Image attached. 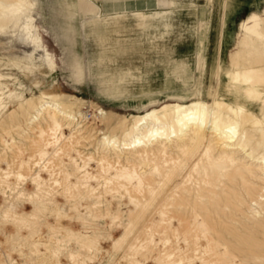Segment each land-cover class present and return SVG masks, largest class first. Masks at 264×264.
<instances>
[{
	"label": "rangeland",
	"instance_id": "rangeland-1",
	"mask_svg": "<svg viewBox=\"0 0 264 264\" xmlns=\"http://www.w3.org/2000/svg\"><path fill=\"white\" fill-rule=\"evenodd\" d=\"M60 1L70 0H0V264H80L77 254L91 257L89 264L126 257L134 264H264V196H258L264 183L255 179L245 191L226 174L234 161L240 168L253 164L258 151L251 141L260 140L264 125L239 130L238 138L249 142L244 150L226 146L237 149L233 157L214 135L204 145L190 142L188 129L178 131L174 109L161 119L178 134L165 147L154 143L135 153L100 143L128 138L164 94L179 99L180 109L198 95L219 122L244 124L226 95L227 51L253 0L181 4L197 9L191 75L170 69L146 87L128 80L117 100L99 94L87 75L85 62L100 49L88 47L80 27L83 18L112 9L97 0H72L73 8ZM260 87L246 104L254 99L262 117ZM54 102L76 124L82 116L79 126L89 131L70 135L72 125L55 122L50 108L37 114L42 103ZM100 107L109 114L101 122ZM197 150L201 160L192 166ZM185 170L182 189L175 188Z\"/></svg>",
	"mask_w": 264,
	"mask_h": 264
},
{
	"label": "bare ground",
	"instance_id": "bare-ground-1",
	"mask_svg": "<svg viewBox=\"0 0 264 264\" xmlns=\"http://www.w3.org/2000/svg\"><path fill=\"white\" fill-rule=\"evenodd\" d=\"M97 1L102 7L110 6L112 10L104 12L103 16L98 14L91 19L83 18L80 27L81 35L88 47L91 43H96L100 49L85 62L87 75L95 82L99 94L110 100L120 99L125 95L126 81H132L133 87L136 86L134 82L138 83V87L150 86L152 82L165 76L170 69H185L191 75L196 51L194 31L197 25V9L194 6L182 7L181 4L194 0ZM59 4L71 8L75 5L72 0L68 3L60 1ZM185 27L187 29L182 33ZM239 27L243 32L238 31L234 35L232 45L227 51L226 75L230 76V88L226 95L230 101L236 102L234 115L238 118L243 117L244 124L238 125L237 118L228 119L224 123L219 122L220 114H216L213 108L207 102L204 103L198 95L193 99L192 105L180 109L179 99H170L164 94L159 95L158 104L148 108L151 112L146 114L145 121L133 123L132 133L128 138L117 143L115 139L102 137L101 145L117 150L121 146L122 149H129L135 153L152 149L154 143L165 147L166 143L178 137V134L171 126L170 130L166 131L161 119L166 118L170 109H174L176 113L180 111L176 116L178 131L183 133L188 129L189 133L186 135L190 142L204 145L209 135H214L212 140L224 144V151L232 157L238 152L237 149L227 150L226 146H236L244 150L249 140L241 141L238 138L239 130L244 129L246 125L251 127L264 125V115L262 117L258 115L257 102L252 99V102L246 104L253 87L263 91L260 86L264 85V1L262 5L256 0L251 2L250 13L240 19ZM239 95L243 96L240 98ZM161 98L162 100L159 101ZM246 106H249V113L242 112ZM46 108L53 110L52 119L55 122L64 119L68 125H72L70 135L74 133L82 135V132L89 131L87 126H79L83 121L82 116L79 117L80 122L76 124L75 115L65 111L55 102L42 103L37 114ZM160 112L163 114L161 117L158 116ZM108 118L106 109L100 107L95 119L101 122ZM251 143H254L252 147L258 151L253 164L240 168L234 161V167L226 172L231 184L245 191L251 189L255 179L264 183V135L261 134L259 141H251ZM201 153V150H197L191 155L192 166L198 165ZM247 156L251 157L249 153ZM241 163L245 164V162ZM216 171L217 169L212 170V172ZM186 174L187 170L177 175L174 181L175 188L182 189V180ZM16 177L19 178L20 175ZM4 178L5 181L10 180L7 173ZM261 191L263 194H259V197L264 196V185L261 186ZM77 260L80 264H89L92 258L77 254ZM120 264L134 263L126 257L120 260Z\"/></svg>",
	"mask_w": 264,
	"mask_h": 264
},
{
	"label": "crops",
	"instance_id": "crops-1",
	"mask_svg": "<svg viewBox=\"0 0 264 264\" xmlns=\"http://www.w3.org/2000/svg\"><path fill=\"white\" fill-rule=\"evenodd\" d=\"M192 1V0H191ZM195 1V0H194ZM196 1H198V2H201L200 0H196Z\"/></svg>",
	"mask_w": 264,
	"mask_h": 264
}]
</instances>
